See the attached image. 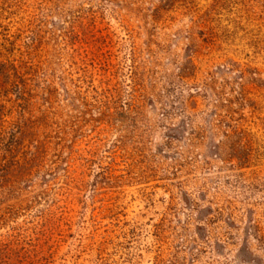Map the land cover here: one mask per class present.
I'll return each instance as SVG.
<instances>
[{"label": "rangeland", "instance_id": "rangeland-1", "mask_svg": "<svg viewBox=\"0 0 264 264\" xmlns=\"http://www.w3.org/2000/svg\"><path fill=\"white\" fill-rule=\"evenodd\" d=\"M0 116V264H264V0H0Z\"/></svg>", "mask_w": 264, "mask_h": 264}, {"label": "trees", "instance_id": "trees-1", "mask_svg": "<svg viewBox=\"0 0 264 264\" xmlns=\"http://www.w3.org/2000/svg\"><path fill=\"white\" fill-rule=\"evenodd\" d=\"M11 69L13 71L12 77L14 79H10L9 76V83L11 85L12 88L17 89V93L16 95H19L20 97L24 96V88H25V83H23V80H21V75L19 74V72L17 71V67L12 64L11 65ZM0 120H1V116H0ZM23 122H21V119L15 123L12 124L11 126V131L8 132V138L6 140V142L4 143L3 147H4V162H2L0 164L1 170L4 172L6 171L4 169V167L6 166V162L10 161V164H13L14 168H17L21 163L20 161H18L17 155L16 153L18 152H23V147H24V143L20 141L21 135L24 133V129H23ZM26 161V160H25ZM0 177H2L3 179V175H1ZM1 179V178H0ZM9 243H0V255L4 252H6L7 250H9Z\"/></svg>", "mask_w": 264, "mask_h": 264}]
</instances>
